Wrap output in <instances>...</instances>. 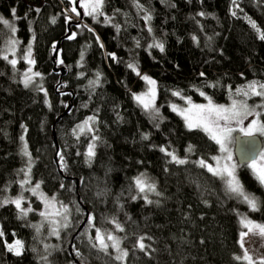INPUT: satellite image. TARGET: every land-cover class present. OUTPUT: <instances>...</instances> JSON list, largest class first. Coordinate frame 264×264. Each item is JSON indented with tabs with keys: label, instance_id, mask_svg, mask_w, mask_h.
<instances>
[{
	"label": "trees",
	"instance_id": "obj_1",
	"mask_svg": "<svg viewBox=\"0 0 264 264\" xmlns=\"http://www.w3.org/2000/svg\"><path fill=\"white\" fill-rule=\"evenodd\" d=\"M66 7L73 9L69 0H0V264H246L235 259L243 255L240 220L264 222V184L248 164L240 165L239 181L258 210L229 193L220 176L197 163L213 161L220 146L202 128L186 127L171 105L189 98L222 102L238 86L264 83V0H103L101 13H84L82 23L71 24L72 38L62 40L57 67L65 66L67 74L57 87V43L84 10L81 4L76 17ZM3 20L16 26L22 54L31 47L44 87H25V64L14 66L2 56L10 36ZM157 42L163 51L149 47ZM147 72L156 82L158 117L133 96L145 87ZM72 91L73 107L56 124L58 167L52 127ZM89 117H95L92 132L74 134ZM27 167L33 181L71 210V224L54 237L49 260L43 257L47 237L35 226L41 201L28 196L30 216L3 203L22 192ZM141 173L156 181L159 195L152 203L137 194L133 178ZM85 207L97 227L120 225L124 261L84 236L88 222L72 243ZM140 237L147 250L136 247ZM17 239L19 255L8 248L20 247Z\"/></svg>",
	"mask_w": 264,
	"mask_h": 264
},
{
	"label": "snow or ice",
	"instance_id": "obj_2",
	"mask_svg": "<svg viewBox=\"0 0 264 264\" xmlns=\"http://www.w3.org/2000/svg\"><path fill=\"white\" fill-rule=\"evenodd\" d=\"M88 2L91 4V12H86V15H92L93 13L97 12L98 9L102 6L103 4V0H88ZM235 2V0H234ZM37 11H39V9H37ZM73 12L76 11L75 8L72 9ZM13 12H15V10H13ZM200 15H204L203 13H200ZM233 15H235V13H233ZM151 17H145L146 20L150 19ZM2 19V18H0ZM53 22H55V20H53ZM4 24H9V21L7 20H3ZM253 27H255V24L253 22ZM12 31L15 32V28H12ZM149 31H151V29H149ZM72 38V37H69ZM261 39H264V34H262L260 36ZM13 43H15L13 41ZM149 47H157L159 48L161 51H163L164 46L162 43H155L154 45H150ZM31 54V49L29 47L28 50V55ZM111 56H114V54H109ZM81 57L83 58V53L81 54ZM5 59H7V56L4 57ZM27 58V57H26ZM30 64L35 63V61L33 60H29L28 61ZM62 62V61H61ZM9 63H11L12 65L16 64L15 60H11L9 61ZM129 68L133 69L134 71H136L135 65L133 64H129L128 65ZM29 73H32L31 68L28 69V71L24 74V79H23V84L25 87H28L30 84H32L33 82V78L34 77H38L41 74L39 72H35L32 73L31 75H29ZM137 75H140V73L137 71ZM203 75V74H201ZM142 79L147 81L148 84L152 85L153 87L150 89L151 92V98H147L146 99V94L141 93V94H133L134 98L138 101V103L147 111V110H152L155 113H158V109H155L153 107V99L155 97V84L156 82L154 80H152L149 76L144 75L142 76ZM99 80V73L97 74V81H90V84H96ZM259 88L261 89V91H257V82L252 81L247 85V88L249 89V91H245L243 88H239L237 89V93H243L244 96H249L251 95H255V96H264V84H259L258 85ZM173 95H180V93H173ZM201 95H204V93H201ZM47 102V101H46ZM189 102H190V98H189ZM244 109L243 112H241L238 108H237V102L235 100H233L232 105L230 107H225L224 105H216L213 104V102L211 101L210 98H208V104L207 105H192L191 108L189 109H185L183 111L180 112V114L182 116L185 117V121H186V127H188L190 130L193 128H202L203 131H205L206 133L209 134V136L211 137V139H213L214 141H216V143L218 145H220L221 151L228 153V155L225 157V159L227 161H231L232 156L231 153L228 152V148L226 147V145L230 142L231 140V133L232 131H234L233 128L228 126V123L230 121H236L238 124H242L243 122V118H246L249 115L253 114V110H249L247 108L246 104H242L241 105ZM173 110H176V106L173 105ZM195 109V115L194 116H189V115H185V113H191L192 110ZM257 116H259V113H256ZM95 117H89L87 118L82 125H77V128L80 130L81 133H83L85 131V128L88 127L89 121L90 120H94ZM220 121H224V125L222 126L220 124ZM89 131H91V128L88 129ZM240 131L242 133H244L245 136H252L254 133H260L262 135H264V122H260L258 120H252L247 128L241 127ZM74 134L78 133L76 132V129L73 130ZM147 138V137H145ZM21 139H23V137H21ZM93 139H96L95 137H93ZM95 145L94 144H89L88 146V151H87V156L91 157L92 155H94V149ZM161 151H166L165 149L161 148ZM189 151H191V148H189ZM249 151H251V142H249ZM169 156L172 157V160L176 161L179 164H184L186 163V160L184 159H178L175 155H173L172 153H167ZM25 155H28L27 151H26V146H25ZM214 160H219L218 157H213ZM260 161L261 163H257V161L255 159L252 160V162L248 165L253 171L254 173L257 175V179L260 181L261 184H264V152L260 153ZM199 164L200 167H206L207 170L211 173H213V175L215 176H220V177H227L226 180V187H227V191L229 193L232 194H236L239 197L243 198V201L245 203H247V205L250 207V209H252L253 211L258 210V201L254 196H251L250 194H247L244 192L242 185L240 184L239 180L236 177L235 174V165H229L227 163H225L223 166H217L216 168H214L211 164H208L206 161H204L203 159L199 160L197 162ZM30 170V169H29ZM134 180V184L136 189L138 190V194L143 193L145 194L143 196V199L145 200L146 203H152L151 200L148 199V196L146 193H154L156 192V187L154 183H150L148 182L147 178L144 176V174H140L137 177L133 178ZM23 183H27V181H22ZM63 186V185H62ZM40 187L39 184H36V186L34 188L31 189V191L35 194L36 190ZM157 195H159V193H156ZM132 199H136V197H132ZM21 200L22 197H18L15 200H4L3 203L7 204V203H14L16 208L19 209L22 213V215H27L28 212L32 211L31 208L28 209H24L21 207ZM52 201L55 200V197L51 198ZM45 204L46 205H50L51 201L45 199ZM62 209L64 212H67V206L65 205H61ZM57 215L60 214V212L58 211L56 213ZM42 216H45L47 218V214L44 212H41ZM65 219H67V217H65ZM92 222V217H89L88 223L91 224ZM240 223L244 226V228L246 229V231H242L240 233V246L241 248H244V238L245 237H249L251 236H259L261 238H264V224H259L256 223L252 220L247 219L246 217H242L240 220ZM64 227H67V223H65L63 225ZM117 228H120L119 224H116ZM122 230V229H121ZM53 234L58 235L59 233L56 232L55 230H53ZM3 233L0 232V236H2ZM96 239L100 241V246L103 250L107 251L108 249V244H106L104 242V238L101 236L100 234V230L96 229ZM107 239L109 241H112V247L117 249L118 252H120L119 255H117L115 257L116 260H122L125 256H127V251L126 250H120V245H119V240L117 238H115L112 235H108ZM144 237H140L136 247H138L141 250L145 249V244L143 243ZM17 246L21 245L20 241H16L15 242ZM9 250L13 249V245H8ZM17 255H19V251H17L16 253ZM236 260L240 261H247L248 264H256V262L253 260V257L250 256L248 254V250L244 249L243 252V256H236L235 257ZM260 264H264V257L260 258Z\"/></svg>",
	"mask_w": 264,
	"mask_h": 264
},
{
	"label": "rangeland",
	"instance_id": "obj_3",
	"mask_svg": "<svg viewBox=\"0 0 264 264\" xmlns=\"http://www.w3.org/2000/svg\"><path fill=\"white\" fill-rule=\"evenodd\" d=\"M74 1L75 0H69V2L72 5V8L76 9L77 7L75 6V4H73ZM81 4L83 6L84 13L91 12L92 8H91V4L88 2V0H82V3H80L79 6ZM101 8H102V6L98 9L97 12L93 13L92 15L97 16L99 13H101ZM66 10H67V12L69 11L73 16L77 17V11L73 12L70 8H67ZM143 16L148 17L149 14L147 12L143 11ZM104 18L106 20L109 19L108 17H104ZM7 21H9V20H7ZM7 25L9 26V32L8 33H10V36H9V38L6 41L5 48H4V51L2 53V56L3 57L7 56V60L8 61L15 60L16 64L14 66H17L20 63V61L22 60V62L25 64V68H26L25 72L22 75V80H23L24 79V74L28 71L29 68H31L32 73L38 72L35 69L34 63L30 64L28 62L29 60H33V58H32V49L29 46L30 49H31V54L30 55H28L29 47L26 48V50L22 54L20 52V50H19V40H18V37H17V28H16V26L13 25L10 21H9V24H7ZM13 27L15 28V32L12 31ZM13 41L15 43H13ZM32 73H29V75H31ZM146 75L149 76L152 80H154V78L152 76H150L148 72L146 73ZM34 84H37L38 87L39 86L40 87H44V76L41 74L38 77H34L33 78V82L30 85H34ZM248 84L249 83L234 88L232 93H231V95H230V97L226 101L218 102V101H215V100L211 99L213 104L224 105L225 107H230L232 105L233 100H235L237 102V108L241 112L244 111L243 107L241 106L242 104H246L247 108L249 110H253V114L252 115H249L246 118H243L242 124H238L236 121H230L228 123V126L234 129V131H232V133H231V140L226 145V147L228 148V152L231 153V156H232L231 161H227L225 159V157L228 155V153L221 151V148H220L219 149V153L216 156V157L219 158V160L218 161L217 160H213V161L208 163V164H211L214 168H216L217 166H223L225 163H227L229 165H235V174H236V177H237L238 180H239L238 170H239L240 165L237 162V158H236L235 152H234L235 135H236V133L241 132L240 131L241 127L247 128L248 124L254 119L261 122L262 116L264 114V96H255V95H251V94L249 96H244L243 93H239V94L237 93V89H239V88H243L245 91H249V89L247 88ZM259 84H264V83L257 82V89H256L257 91H261V89L258 86ZM152 87H153L152 85L148 84V82L145 81V87L143 89H141L139 92H137L136 94L144 93V94H146V99L147 98H151L150 89ZM47 94H49V93H47ZM152 102H153V107L155 109L159 110V107L157 106V88H156V84H155V97H154ZM207 104H208V99H205L202 102H188V103H185V104L172 103L171 107L173 105H175L176 106V110L175 111L180 114L181 111L191 108L192 105H207ZM195 111L196 110L193 109L191 113H185V115L194 116L195 115ZM147 112L151 116H154V117H158L159 115H161L160 111H158V113H155L152 110H147ZM256 113H259V116H257ZM182 117L185 120V117L184 116H182ZM85 120H83L82 122H79L78 125H82ZM93 123H94V121L90 120L89 124H88V127L85 128L84 132H92V130H93V125L92 124ZM220 124L223 126L224 125V121H220ZM89 128H91V131L88 130ZM76 130L78 132H80V130L77 128V126H76ZM242 134H244V133H242ZM254 134H259L260 136H262L264 138V135H262L260 133H254ZM91 144L95 145V139H93L91 141ZM94 150H95V147H94L93 151ZM262 152H264V148H263ZM256 161H257L258 164L261 163L260 155H259L258 159H256ZM29 169H30L29 167L24 169V178H23L22 181H27V183H23V184L21 183L22 192L19 193L16 196L8 195L6 197V200L11 201V200H15L18 197H22L21 207L24 208V209L31 208L32 211L34 210V208H33L32 204H31V200H30V198L28 196L36 197L38 200L41 201L42 207H41V209L38 210L39 219L35 223V226H36L37 231L39 232L40 236H42L43 238L47 237V240L43 241V245H44L45 250H46V253L43 255V257L49 260V258H50L49 257V252H50V250L52 248H54V237H59L60 236L61 231L66 228V227L63 226L65 223H67L68 226L71 224V210H70V207L65 202H63L62 200L58 199L55 196L48 195L45 192V190L42 189V185H41L40 182L33 181L32 180V175H31L32 174L31 173V169L30 170ZM249 169L257 177V175L254 173V171L250 167H249ZM143 174L147 178L148 182L155 184L156 192H154V193H146L147 196H148V199L152 200L157 195L156 193H158L157 192L158 188H157V185H156V181L149 174H147V173H143ZM139 175H137V176H139ZM221 178L224 180V182L226 184L227 177H221ZM36 184H39L40 187L36 190V193L34 194L31 191V189L34 188L36 186ZM243 190H244V188H243ZM25 192H28L29 195H26ZM244 192L249 194L245 190H244ZM137 194H138V190H137ZM144 195L145 194H143V193L138 194V196L142 197V198H143ZM234 195H236V194H234ZM250 195L253 196L252 194H250ZM52 197H55L54 201L51 200ZM45 199L51 201V204L50 205H46L45 204ZM61 205L67 206V212L63 211ZM32 211L28 212L27 215H23V216H30ZM58 211L60 212L59 215L56 214ZM41 212L46 213L47 214V218L45 216H42ZM20 213H21V211H20ZM21 215H22V213H21ZM65 217H67V219H65ZM91 217H92V222H91V224H89V227L85 231L84 236H86L88 239H91L93 242L96 243V245L99 248H101L100 241L96 239V229H99L101 236L104 238V242L106 244H108V249H107L108 252H111L115 257L120 254V252H118L117 249L112 247V243L113 242L109 241L107 239L108 235H112V236H114L115 238H117L119 240L120 250H126L128 252V249L123 246L122 239H121L120 235L117 232V230L119 228L116 227V224L113 225L112 227H108V228L97 227L95 225V223H94V217L93 216H91ZM249 220H252V221H254L256 223H259V224H264V222H260L258 220H254V219H251V218H249ZM0 229H1V227H0ZM53 230H55L59 234L58 235L53 234ZM242 231H246V229L244 228L243 225H242ZM16 241H20L21 242V246L20 247L13 246V249H14V251L16 253H17V251H19V253H21L22 252V241L19 240V239H17ZM244 241H245L244 248H242L243 252H244V249H247L248 250V254L253 257V260L256 262V264H260V258L264 257V238H261L258 235L257 236H251L250 235L249 237H245ZM143 243L145 244V246H146L145 249L147 250L148 249L147 248L148 245H147V242H146L145 238L143 240ZM125 257L121 261H124ZM246 264H248L247 261H246Z\"/></svg>",
	"mask_w": 264,
	"mask_h": 264
},
{
	"label": "water",
	"instance_id": "obj_4",
	"mask_svg": "<svg viewBox=\"0 0 264 264\" xmlns=\"http://www.w3.org/2000/svg\"><path fill=\"white\" fill-rule=\"evenodd\" d=\"M80 1L81 0L76 1V7L78 9H80V7H79ZM84 17H85L84 12L82 9H80L78 18L69 23V31L64 36H62V38L57 43V47L55 49V53L53 56V62L55 64L54 70L56 72L61 73L60 80H59L60 82L57 85V87H59V85L63 82V78L67 74V69L65 66L57 67V58H58L59 50L61 48V42L63 39L68 38L72 35L71 24L72 23H74V24L82 23V21L84 20ZM75 97H76V94L72 91V99H71L67 109L64 111V113H62L61 115H59L56 118L55 123L53 124V127H52L53 135H54V141H55V144L57 146L55 160H56L58 167H60L59 166V159H58V153L60 151V145H59L58 139L56 137L57 136L56 124L61 119V117H63V115L65 113H67L73 107V101H74ZM249 142H251V151H249ZM263 148H264V139L259 134H253L252 136H245L241 132L236 133L234 152H235V156L237 158V162L239 165H247V164L251 163L253 159H255V160L258 159ZM60 172L62 173L61 170H60ZM78 189H79V181L77 180V190ZM78 199L80 200V196L78 197ZM85 209H86V216H85L83 222L80 224L77 231L75 232V234L72 238V243L74 241L75 236L85 227V225L87 224V222L89 220L90 211L87 209V207H85ZM70 250H71V253H73L72 247L70 248Z\"/></svg>",
	"mask_w": 264,
	"mask_h": 264
},
{
	"label": "flooded vegetation",
	"instance_id": "obj_5",
	"mask_svg": "<svg viewBox=\"0 0 264 264\" xmlns=\"http://www.w3.org/2000/svg\"><path fill=\"white\" fill-rule=\"evenodd\" d=\"M76 1H77V0L74 1L75 6H76ZM81 1H82V0H81ZM81 1H80V3H82ZM79 7H80V6H79ZM76 9H77V8H76ZM244 166H245V165H244Z\"/></svg>",
	"mask_w": 264,
	"mask_h": 264
},
{
	"label": "bare ground",
	"instance_id": "obj_6",
	"mask_svg": "<svg viewBox=\"0 0 264 264\" xmlns=\"http://www.w3.org/2000/svg\"><path fill=\"white\" fill-rule=\"evenodd\" d=\"M95 85V84H94ZM264 139V138H263Z\"/></svg>",
	"mask_w": 264,
	"mask_h": 264
}]
</instances>
